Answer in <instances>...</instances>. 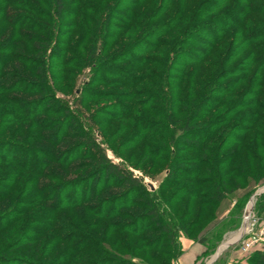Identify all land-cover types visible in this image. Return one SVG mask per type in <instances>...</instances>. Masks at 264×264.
Masks as SVG:
<instances>
[{
    "label": "trees",
    "instance_id": "16d2710c",
    "mask_svg": "<svg viewBox=\"0 0 264 264\" xmlns=\"http://www.w3.org/2000/svg\"><path fill=\"white\" fill-rule=\"evenodd\" d=\"M112 1L118 27L110 29L134 25L135 35L100 56L91 40L77 63L97 74L104 69L95 83L135 88L120 93L119 117L133 104L151 115L166 100L174 116H153L171 122L167 144L174 147L150 139L159 137L152 129L159 124L149 119L131 145L143 143L145 159L168 151L164 180L149 192L112 163L84 122V100L70 108L49 88L47 51L55 48L45 20L61 17L63 0H49L48 13L37 0L1 2L0 264H172L181 235L193 241L229 194L264 179V0ZM183 152L192 157L186 161ZM179 182L186 184L180 199L162 195ZM251 194L235 203L238 210ZM254 212L264 218V193ZM208 240H197L205 255L217 246ZM249 253V264H264V246Z\"/></svg>",
    "mask_w": 264,
    "mask_h": 264
},
{
    "label": "rangeland",
    "instance_id": "374dc122",
    "mask_svg": "<svg viewBox=\"0 0 264 264\" xmlns=\"http://www.w3.org/2000/svg\"><path fill=\"white\" fill-rule=\"evenodd\" d=\"M37 1L39 2V11H43L45 13L51 12L50 5L48 4L49 0ZM1 2H6L7 4L14 3L13 0H0V3ZM63 2L64 12L61 17L54 20L53 18L45 20L50 28L53 27L51 47L54 46L55 48V50L47 51L46 73L49 88H52V91L57 99L63 101L70 108L72 107L71 103L77 98L84 100L83 106H80V111L85 115L84 122L89 123L90 121L89 124L92 127L91 133L95 143L100 145V147L105 151L106 157L112 163L131 172L134 177L141 178L147 190L149 192L154 191L164 180L167 172V162L170 160L168 151L174 146L172 144H167V138L170 134L168 127L172 126L171 122L169 124L167 120L165 121L164 117L159 120V118L153 115L161 116L162 113V116L164 115L166 117V112H169L171 113V116H174V112H172L171 107L168 104H165V100L163 109V100H161V107L157 109L155 103L154 108L151 110V115H149L145 110H140L139 107L136 108L135 104H133L131 105L132 108L130 111L125 113L122 117H119L113 112L115 111L114 109L117 105L125 104L123 99L120 98L123 96H119L120 93H134L135 88H124L119 86L107 87L102 84H98L97 82L95 83L93 80L97 77L101 78L104 69H101V71L97 74L91 67H89V65L82 66L77 63V61L83 59L82 52H85L86 47L90 45L91 40H93V45L96 47L98 56H100V52L102 53L103 49L106 52L105 54H109L113 48L121 42L131 40V38L135 35L136 29H134V25H131L129 28L119 32H117L116 29H110L108 25H118V23L115 22L118 20L117 17L112 14L113 9L115 8L112 0H63ZM31 18L38 21L37 17L32 16ZM32 19L30 20L33 21ZM254 20L255 19H253V21ZM40 29L41 28H38L36 33L40 32ZM114 40L115 42H113ZM239 43L242 44V41H239ZM110 46H112L111 49H109ZM25 53L29 55L33 54L32 49L26 50ZM151 55L152 57L158 59L157 54L154 53ZM235 59L237 60L240 58ZM58 61H60V63ZM149 69L159 70V68H156L155 66H149L147 70ZM170 86L174 88L175 84L171 82ZM142 115L145 118H142ZM175 116L176 118L181 119L183 114H175ZM148 119L159 124L156 125L158 127L152 128L153 130L156 128L158 129L159 137H152L150 139H157L155 141L156 144H158L159 140L162 141L163 139L162 147L165 150L167 146L168 151L164 153V150L161 149L163 153L158 151L155 158L148 157L145 159L143 156V154H145L143 143L136 145V147L131 145H134V139H136L135 134L139 133L140 127L143 123L142 121ZM151 121L149 122L153 123ZM175 141L176 139L173 141L176 143L175 148L178 147L179 149H182L178 142ZM169 146L171 147L169 148ZM153 151L154 152H151V155L156 152V150ZM181 157H184L187 161L189 157H192V154L183 152ZM181 167H187L186 169L192 170L198 166L185 163ZM183 183L184 182H179L176 186H172L171 188L162 191V195L164 197H168L171 194V197L175 198V200L180 199L179 190L184 187L183 185H186ZM241 186L242 187L239 190H234V192L228 195V198L221 202L214 213L216 221L209 225L207 230L205 229L206 231L203 230V228L201 230L200 227H203V224L207 221V219L202 221L197 228L198 230L196 229L198 232L196 231V234H194L195 239H193V241L187 240L181 235L179 237L180 244L181 240L199 244V241L197 240L205 238L209 239L208 241L210 243H215L216 245L218 244V247L215 249L216 251L220 246L222 248V245H225L226 241L241 227L245 208L255 191L264 187V179L258 182L247 180V182ZM230 187L232 186H229L228 188ZM176 191L178 192L175 193ZM249 192H252V194L248 197V199L246 198L247 201L243 209L241 211L238 210L237 205L240 200H242L246 193ZM257 197L258 196L254 198L251 205V212L253 211V213H255L254 204ZM235 203L238 204L235 205ZM176 209L179 210H175V215L180 216L181 211L185 209V204L181 203ZM225 211H227L226 215L222 216ZM207 214L211 217L210 212H207ZM229 215H233V222L236 221V223H239V227L236 231H234V227L229 226ZM195 219L196 216L194 215L189 219V223L194 222ZM219 234L220 239L215 241V236ZM2 243L3 242H1L0 245ZM221 248L220 250H222ZM226 249L220 252L219 255L221 256L217 258V260H214L215 262L213 261V264H224L225 257H227L226 255L232 252L233 264H249V258L252 253H241L235 241L229 246L228 250ZM209 260L210 258H206V261Z\"/></svg>",
    "mask_w": 264,
    "mask_h": 264
},
{
    "label": "built area",
    "instance_id": "2783aa9c",
    "mask_svg": "<svg viewBox=\"0 0 264 264\" xmlns=\"http://www.w3.org/2000/svg\"><path fill=\"white\" fill-rule=\"evenodd\" d=\"M242 221L235 243L241 253L247 254L256 246H264V218L257 217L250 208L244 211Z\"/></svg>",
    "mask_w": 264,
    "mask_h": 264
},
{
    "label": "crops",
    "instance_id": "0c3cea01",
    "mask_svg": "<svg viewBox=\"0 0 264 264\" xmlns=\"http://www.w3.org/2000/svg\"><path fill=\"white\" fill-rule=\"evenodd\" d=\"M235 202V201H234ZM227 211H225L222 216L226 215ZM233 231V230H232ZM236 231V229L234 230ZM233 234V233H232ZM237 237V232L232 235L226 242V245H224V248H222L221 251L228 250L229 246L231 244V242H234L236 240ZM229 241V242H228ZM181 247H182V253L181 255L172 263V264H213L214 260H217V258H219L221 255L218 254V257H214V253H215V249L218 247H215V249L213 250V252L209 253V254H204L205 253V248L202 247L201 245L197 244V243H193L190 241H184L181 240ZM227 257H225L224 260V264H233V252L232 253H228V255H226ZM206 258H210V262L206 261ZM215 262V261H214Z\"/></svg>",
    "mask_w": 264,
    "mask_h": 264
},
{
    "label": "water",
    "instance_id": "95a60500",
    "mask_svg": "<svg viewBox=\"0 0 264 264\" xmlns=\"http://www.w3.org/2000/svg\"><path fill=\"white\" fill-rule=\"evenodd\" d=\"M262 193H264V187L261 188V189H259V190H257V191H255L254 195L250 198V201H249L248 205H247L246 208H245L246 211L249 210L248 207L251 208V205H252V202H253L254 198H255L256 196L261 195ZM220 248H221V246H220V247L217 249V251L215 252V255H214L215 258H216V257L218 256V254L220 253Z\"/></svg>",
    "mask_w": 264,
    "mask_h": 264
},
{
    "label": "bare ground",
    "instance_id": "6f19581e",
    "mask_svg": "<svg viewBox=\"0 0 264 264\" xmlns=\"http://www.w3.org/2000/svg\"><path fill=\"white\" fill-rule=\"evenodd\" d=\"M248 209L250 210V208H249V207H248ZM228 242H229V241H228ZM226 243H227V242H226ZM226 243H225V245H226ZM231 243H232V242H231ZM227 244H228V243H227ZM222 248H224V245H222ZM222 248H221V249H222Z\"/></svg>",
    "mask_w": 264,
    "mask_h": 264
}]
</instances>
